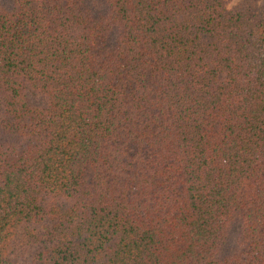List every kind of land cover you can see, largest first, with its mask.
Masks as SVG:
<instances>
[{
  "label": "trees",
  "instance_id": "obj_1",
  "mask_svg": "<svg viewBox=\"0 0 264 264\" xmlns=\"http://www.w3.org/2000/svg\"><path fill=\"white\" fill-rule=\"evenodd\" d=\"M0 264H264V0H0Z\"/></svg>",
  "mask_w": 264,
  "mask_h": 264
},
{
  "label": "rangeland",
  "instance_id": "obj_2",
  "mask_svg": "<svg viewBox=\"0 0 264 264\" xmlns=\"http://www.w3.org/2000/svg\"><path fill=\"white\" fill-rule=\"evenodd\" d=\"M237 0H227V6L231 7Z\"/></svg>",
  "mask_w": 264,
  "mask_h": 264
}]
</instances>
